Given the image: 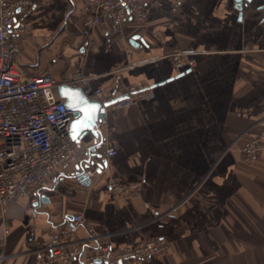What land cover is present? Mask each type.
Segmentation results:
<instances>
[{"label": "crops", "instance_id": "obj_1", "mask_svg": "<svg viewBox=\"0 0 264 264\" xmlns=\"http://www.w3.org/2000/svg\"><path fill=\"white\" fill-rule=\"evenodd\" d=\"M85 2L36 0L18 14L24 30L14 61L27 74L50 68L58 83L81 71L111 99L129 98L126 87L151 95L107 107L99 137L74 140L70 164L6 205L3 264H50L53 231L87 235L72 224L77 213L114 251L167 238L166 254L142 264H264V160L246 163L240 148L222 154L226 143L242 146L264 128V0L241 9L237 0H143L145 19L118 28L110 19L86 26ZM173 48L190 52L194 65L177 69ZM101 144L117 154L95 157L106 164L84 184L77 169ZM114 178L141 182L139 196H114Z\"/></svg>", "mask_w": 264, "mask_h": 264}, {"label": "built area", "instance_id": "obj_2", "mask_svg": "<svg viewBox=\"0 0 264 264\" xmlns=\"http://www.w3.org/2000/svg\"><path fill=\"white\" fill-rule=\"evenodd\" d=\"M35 4L36 0H0V215L10 201L33 196L48 183L56 169L67 166L75 158L76 143L70 135L74 110L67 107L58 87L61 84L78 86L91 100H111L103 88L93 86L91 77L81 71L58 83L50 68L27 74L14 61L20 33L24 30L17 16L30 13ZM83 9L88 13L84 23L89 27L110 19L118 28L125 21L141 22L147 16L143 0H86ZM189 53L171 49L168 56L177 69H183L195 63ZM117 79L119 90L123 88L120 74ZM125 91L129 98L114 106H129L151 95L140 87H126ZM100 123L107 125L106 118ZM97 148H100L98 154L106 158L117 154V149L110 144ZM241 152L246 163L264 160V128L243 142ZM81 166L77 169L78 176L86 175L81 180L84 183L99 175L105 164L96 163L94 158L90 168L82 170ZM141 185V182H122L119 178L111 181L114 195L120 198L139 196ZM28 211L36 215L31 204ZM152 211L156 212L155 208ZM71 221L74 226L84 227L87 235L78 237L71 228L53 231L45 247L50 264H69L74 257L84 264H142L148 258L163 257L169 247L167 238L155 237L135 247L114 251L108 237L96 232L84 214H74ZM3 241L1 236L0 243ZM4 259L5 255L0 254V264Z\"/></svg>", "mask_w": 264, "mask_h": 264}, {"label": "water", "instance_id": "obj_3", "mask_svg": "<svg viewBox=\"0 0 264 264\" xmlns=\"http://www.w3.org/2000/svg\"><path fill=\"white\" fill-rule=\"evenodd\" d=\"M249 0H237V7L238 8H243V7H248L249 5ZM64 90H71L72 92H78L82 95V97L84 99H86L88 101L89 104H97L100 106L99 110L96 112V116H95V120H94V127L91 128V129H83L81 130V132H79L77 134V138L74 139L73 138V123L76 122L78 119H82L83 118V112H81L79 110V108L77 109H73V108H70L68 107L69 103L71 102L69 100V98L65 95H63V92ZM58 92L60 94L61 97L65 98L66 100V104H67V107L74 110V119L72 120L71 122V125H70V135L72 137L73 140H76L78 142L81 141L82 138H84L86 135H88L89 133L93 134L95 137H99L100 135V129L99 127L97 126L98 125V122L101 121V119L105 118L106 117V110H107V107L113 105L114 103L118 102V101H121L123 99H125L128 95L126 96H120V97H115L109 101H106V102H100V101H95V100H91L83 91L82 88L78 87V86H71V85H67V84H61L59 87H58ZM96 148L97 146H92L91 148L89 147L88 150H87V157L84 159L83 163L81 164L82 166L80 167L82 170H86L88 168H90L93 164H94V158L97 156L99 157L100 155L98 153H96ZM103 164H106V161L104 160L103 161ZM86 178V175H83L81 178H79L80 180H83ZM88 182H90L89 180H85L84 183L85 184H88Z\"/></svg>", "mask_w": 264, "mask_h": 264}, {"label": "snow or ice", "instance_id": "obj_4", "mask_svg": "<svg viewBox=\"0 0 264 264\" xmlns=\"http://www.w3.org/2000/svg\"><path fill=\"white\" fill-rule=\"evenodd\" d=\"M63 95L67 96L71 101L68 107L77 109L83 112V118L78 119L73 123V138H77V134L83 129H91L94 127V120L96 112L99 110L100 106L97 104H89L86 99L78 92H72L71 90H64Z\"/></svg>", "mask_w": 264, "mask_h": 264}, {"label": "rangeland", "instance_id": "obj_5", "mask_svg": "<svg viewBox=\"0 0 264 264\" xmlns=\"http://www.w3.org/2000/svg\"><path fill=\"white\" fill-rule=\"evenodd\" d=\"M142 22V21H141ZM174 50H179V48H173ZM172 49V50H173ZM242 145H243V143H242ZM239 148L241 149L242 148V146H241V143H239V142H230V143H226L225 144V146L223 147V150H222V154L224 155V154H226V155H228L229 153H231L233 150H235V149H237V150H239ZM115 196V195H114ZM117 197V196H116ZM132 197H135V196H132ZM118 198H120V197H118ZM136 198V197H135ZM156 210V209H155ZM161 212H159V214H160ZM160 258H162V257H160Z\"/></svg>", "mask_w": 264, "mask_h": 264}]
</instances>
